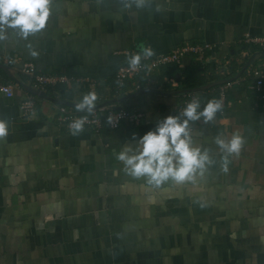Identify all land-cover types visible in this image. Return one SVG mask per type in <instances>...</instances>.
Listing matches in <instances>:
<instances>
[{"label":"crops","instance_id":"crops-1","mask_svg":"<svg viewBox=\"0 0 264 264\" xmlns=\"http://www.w3.org/2000/svg\"><path fill=\"white\" fill-rule=\"evenodd\" d=\"M246 34L264 35V0H143L141 7L135 0H50L43 30L27 39L4 30L0 75L15 88L0 94L7 128L0 136V264H264V107L249 88L252 71L264 73V57L226 89L222 113L189 123L193 146L211 161L193 181L152 188L116 159L160 119L179 114L187 95L198 94L201 109L219 100V85L171 92L193 88L184 78L195 69L203 84L235 76L262 51L243 43ZM184 43L205 45L203 60L186 54L181 66L169 63L140 78L138 88L129 80L116 92L115 72L132 56L142 61L145 49L153 57ZM26 63L37 73L88 78L95 105L128 95L121 107L145 120L73 135L58 124V107L77 111L90 85L38 88L21 70ZM143 89L155 91L135 93ZM26 93L36 98L29 114L19 107ZM237 134L238 154L216 143Z\"/></svg>","mask_w":264,"mask_h":264},{"label":"clouds","instance_id":"clouds-1","mask_svg":"<svg viewBox=\"0 0 264 264\" xmlns=\"http://www.w3.org/2000/svg\"><path fill=\"white\" fill-rule=\"evenodd\" d=\"M141 7L143 0H135ZM128 5H126L127 7ZM50 17V0H0V38L6 29H13L24 39L46 27ZM32 52V55H36ZM143 55L151 57V49H145ZM141 56H132L131 67L140 64ZM97 96L94 92L84 95L75 105L77 111L93 110ZM222 108L220 100H209L201 109L199 100L188 102L177 115H167L155 124L154 129L139 137L136 146L126 145L116 156L124 166L126 174L134 178H144L148 186L160 188L165 183H183L193 181L202 174L211 163L207 150L201 151L192 144L189 123L203 119L205 123L213 120ZM84 119L70 124L73 135L83 131ZM7 134L6 124L0 122V136ZM217 145L227 154L239 153L243 138L233 135L229 141L217 138ZM227 165V156L224 158ZM226 170V168H225Z\"/></svg>","mask_w":264,"mask_h":264},{"label":"built area","instance_id":"built-area-1","mask_svg":"<svg viewBox=\"0 0 264 264\" xmlns=\"http://www.w3.org/2000/svg\"><path fill=\"white\" fill-rule=\"evenodd\" d=\"M243 43L246 45H254L259 50L264 51V35H248L246 34L243 38ZM205 45L200 44H190L184 43L173 48L170 52L159 53L153 57H145L140 64L135 68L131 67L129 61L121 64L114 75V88L116 92L124 86L126 81L133 80L135 87H139V79H151L154 72L167 64H175L178 66L182 65V58L186 54L195 55L197 60H203L205 57L204 49ZM129 55L130 51L123 52ZM9 60H15L13 57H9ZM21 70L23 73L29 75L33 78V83L38 86V88L43 89L45 86H58L64 85L67 88L71 86H81L84 82L90 85V92L96 94V89L93 87V83L90 82L88 78H80L76 76H67L66 74H44L37 73L35 66L32 63L23 64ZM252 82L249 86L250 90L256 95V98L261 100L264 107V73L260 69H255L252 71ZM229 78V77H227ZM170 85L176 86L177 82L174 78L167 79ZM234 81H227L218 86V98L222 103V108L219 110L221 113L225 107V93L226 89L231 87ZM15 85L10 80H5L0 75V94L10 95L12 94ZM193 99L200 100L198 94L187 95L176 107L175 109L180 113L186 104ZM36 103V98L31 94L26 93L23 99L20 101L19 107L24 114H29L33 111ZM84 119L83 130H89L93 133H100L104 126L109 129H117L121 123L128 122L133 125H138L145 120L144 114L133 109H127L121 107L119 109H113L111 104L98 106L93 108L89 113L88 111L78 112L65 105H60L58 107L57 122L65 126V128L71 132L70 124L77 119Z\"/></svg>","mask_w":264,"mask_h":264},{"label":"water","instance_id":"water-1","mask_svg":"<svg viewBox=\"0 0 264 264\" xmlns=\"http://www.w3.org/2000/svg\"><path fill=\"white\" fill-rule=\"evenodd\" d=\"M260 57H264V52L263 51H259L258 53H254V54L250 55L246 59L243 67L241 68V70L235 76H231L229 78H224V79H221V80H218V81L210 82V83L203 84L201 86H196V87H193V88H187V89H182V90H178V91H173V92H171V94H175V93L187 94V93H192V92H198V91L205 90V89H208V88L216 86V85L223 84V83H225L227 81H234V80L238 79L242 73L248 74L247 73L248 66L250 64H252L256 59H259ZM0 67L4 68V70H5V65L0 64ZM11 78L14 80L13 77H11ZM25 88L27 89V91H29L32 94H37L39 96L48 98L42 91H40L38 89H36V90L31 89V87L29 85H25ZM145 91H155V90L143 89V90L137 91L135 93L138 94V93H142V92H145ZM161 93H163V92H161ZM127 98H128V95L127 96H119V97H116V98H112L110 100H106V101H103V102H101L99 104H96L93 108H96L98 106L111 104L113 109H119V108H121V105L119 103H121L123 100H125ZM65 104H69V103L66 102Z\"/></svg>","mask_w":264,"mask_h":264},{"label":"trees","instance_id":"trees-1","mask_svg":"<svg viewBox=\"0 0 264 264\" xmlns=\"http://www.w3.org/2000/svg\"><path fill=\"white\" fill-rule=\"evenodd\" d=\"M256 49H258V48H256ZM177 71H179V70H177ZM198 75L199 74H198V71L196 69L194 70L193 73H191L189 71L186 72L184 79H185V82L188 85V87H194V86L202 85L205 82V79L202 76H198ZM127 109H129V108H127Z\"/></svg>","mask_w":264,"mask_h":264}]
</instances>
